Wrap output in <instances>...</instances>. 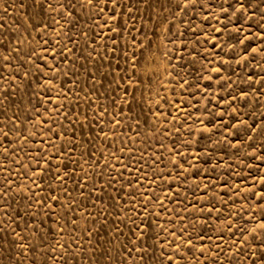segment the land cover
<instances>
[{
    "label": "rangeland",
    "instance_id": "obj_1",
    "mask_svg": "<svg viewBox=\"0 0 264 264\" xmlns=\"http://www.w3.org/2000/svg\"><path fill=\"white\" fill-rule=\"evenodd\" d=\"M0 264H264V0H0Z\"/></svg>",
    "mask_w": 264,
    "mask_h": 264
}]
</instances>
